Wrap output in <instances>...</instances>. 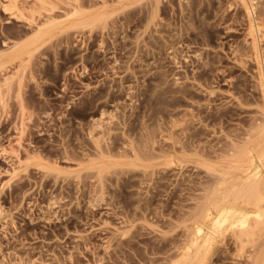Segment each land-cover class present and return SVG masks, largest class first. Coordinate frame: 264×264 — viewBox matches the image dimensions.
<instances>
[{
	"label": "rangeland",
	"instance_id": "374dc122",
	"mask_svg": "<svg viewBox=\"0 0 264 264\" xmlns=\"http://www.w3.org/2000/svg\"><path fill=\"white\" fill-rule=\"evenodd\" d=\"M19 1L27 18L0 0V54L50 13L57 27L32 56L0 59V264L179 263L219 179L201 165L264 120L241 2ZM76 8L85 16L67 18ZM221 239L207 264H253V248Z\"/></svg>",
	"mask_w": 264,
	"mask_h": 264
},
{
	"label": "bare ground",
	"instance_id": "6f19581e",
	"mask_svg": "<svg viewBox=\"0 0 264 264\" xmlns=\"http://www.w3.org/2000/svg\"><path fill=\"white\" fill-rule=\"evenodd\" d=\"M41 1L42 0H40V2ZM157 1L159 2L160 0H156V2ZM239 1L244 7L246 15L249 19L250 30L248 33L250 34L251 37V44L254 49L253 51H255V54L257 55V59H258V68L260 74L259 79L261 82L260 86H262L263 89L262 102H263V114H264V66L262 65L263 61L261 59V49H262L261 42L264 39L263 38L264 33L261 27L262 21L260 22V19L257 17V12H256L257 10L253 0H239ZM43 3L44 2L42 1L40 4L42 5ZM45 3L46 5L48 4L46 1ZM3 4H4V8L7 11L11 10L13 14L17 12L21 14V16H25L27 18V16L25 15V12H27L25 11L26 8L25 6H23V3L20 4L19 0H3ZM153 5L155 6L156 4ZM153 5L152 7H154ZM37 11L38 10H32V13L30 11V13L32 14V15L30 14L31 18L30 16H28L29 19L26 20L29 22V24L35 23L36 19L33 18V13L35 12L37 13ZM52 11H54V9H52ZM84 11L85 10L76 8V10L73 11V13L71 12V14L70 13L67 14L68 13L67 12L66 17L69 18L70 16L72 17L76 15H82ZM104 13L101 14L97 13L96 16L79 20V22H77L74 26L76 27L79 25L81 26V24L97 25L99 22L101 23L103 22V20H106L107 15ZM54 16L53 14L51 15L50 13L48 16V20L45 23L37 24L38 26L35 29V33L33 34V36L30 35L31 38L29 40H27L26 38L25 40L27 41L23 43L15 42L12 43L13 45L11 46L9 45L11 51L9 54H7L8 58L10 60L20 59L21 55H23L24 53H28L29 55L32 56L33 52L37 48V44L41 42L47 35H49L53 30L54 24H57L55 23L56 18H53ZM58 26H60V24ZM6 50L7 48L3 51L5 52ZM7 55L0 54V59L6 57ZM7 81L9 82L10 80ZM261 121L262 122L257 123L258 125L255 124L257 126L255 128V132L254 133L252 132L253 134L251 135L252 137L250 136L251 138H249V140L247 139L246 142L244 141L245 143L243 145L241 144V146H237L236 144V148L233 150L232 153H230L226 157L224 155L225 158L222 163H218V164L214 163V165L213 163H210V165L207 166L206 163L205 166L204 164L203 165L199 164L201 165V167L202 166L207 167L209 171H214L215 173H217L216 175H218L219 179L217 186L215 187L212 194L206 199V201L204 200L205 203L202 207V212L198 216V218H196L197 219L196 225L191 234V238L189 237L190 240L188 242L187 248L185 249L186 251L184 252L183 256H181L182 260L180 259L181 261L179 263L177 262L174 264H207V262L209 261L208 259L210 258L211 255L210 253H212V251L214 250V246L217 242V237H221L224 240L227 235H230L234 238L237 248H239L240 250L244 251L246 247L253 248L251 249V251L254 250L253 251L254 254L251 255L250 257L253 264H264V120ZM25 128H26V124L24 122H21L18 129L19 136H21L25 132ZM97 142L95 141L94 143ZM98 143L97 145H100V143L99 144ZM18 144L21 145L20 143ZM9 146L10 148L2 149L3 155L9 157L12 154H14L13 156H16L19 159L20 157L18 154L19 153L18 149L14 150V148H12L13 147L12 145ZM102 153L100 155H102ZM104 156L105 154L103 155V158ZM100 157L102 158V156ZM153 158L151 159L152 161ZM137 162H139V160H137ZM13 170L11 171V173L14 175L16 170L15 169ZM5 184L6 183H4V185Z\"/></svg>",
	"mask_w": 264,
	"mask_h": 264
}]
</instances>
